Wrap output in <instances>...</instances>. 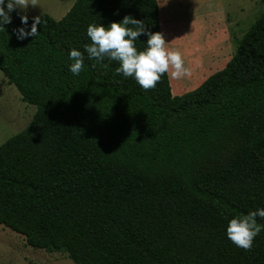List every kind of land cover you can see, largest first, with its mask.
I'll return each instance as SVG.
<instances>
[{
	"label": "trees",
	"instance_id": "trees-1",
	"mask_svg": "<svg viewBox=\"0 0 264 264\" xmlns=\"http://www.w3.org/2000/svg\"><path fill=\"white\" fill-rule=\"evenodd\" d=\"M22 15L0 28V71L36 110L0 144V225L75 264H264V230L248 250L225 234L264 208V11L224 67L182 95L167 73L145 90L84 52L92 23L130 15L160 32L157 0H75L18 40L13 29L33 22ZM73 48L84 55L75 76Z\"/></svg>",
	"mask_w": 264,
	"mask_h": 264
},
{
	"label": "rangeland",
	"instance_id": "rangeland-1",
	"mask_svg": "<svg viewBox=\"0 0 264 264\" xmlns=\"http://www.w3.org/2000/svg\"><path fill=\"white\" fill-rule=\"evenodd\" d=\"M75 0H23L22 13L31 19L43 13L58 20ZM159 31L166 47L179 51L190 74L172 78L171 93L197 88L222 69L237 43L264 11V0H157ZM36 107L24 102L16 87L0 71V144L20 132ZM0 264H75L64 252L28 245L21 234L0 225Z\"/></svg>",
	"mask_w": 264,
	"mask_h": 264
},
{
	"label": "clouds",
	"instance_id": "clouds-1",
	"mask_svg": "<svg viewBox=\"0 0 264 264\" xmlns=\"http://www.w3.org/2000/svg\"><path fill=\"white\" fill-rule=\"evenodd\" d=\"M23 0H0V28L10 24L11 13L22 9ZM21 23L27 24V17L21 16ZM41 20L33 19L31 27L13 29L16 39L23 40L37 35V25ZM133 25L134 27H129ZM90 43L84 45V52L88 59L95 58L103 61H117V73L123 77H132L143 89L154 88L161 76L171 68L172 78H179L190 74L184 66V61L179 51L166 47L164 35L161 32H150L140 20L126 15L119 22H110L107 25L89 24L86 28ZM141 35L147 37L143 50H137L134 42ZM69 71L75 76L79 75L84 67V55L73 48L68 53ZM257 217L264 219V208L250 210L246 214L232 217L226 226L225 234L235 246L248 250L252 247L254 238L264 230V224L257 223Z\"/></svg>",
	"mask_w": 264,
	"mask_h": 264
}]
</instances>
